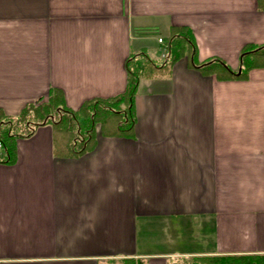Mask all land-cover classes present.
I'll list each match as a JSON object with an SVG mask.
<instances>
[{
	"label": "crops",
	"instance_id": "1",
	"mask_svg": "<svg viewBox=\"0 0 264 264\" xmlns=\"http://www.w3.org/2000/svg\"><path fill=\"white\" fill-rule=\"evenodd\" d=\"M175 25L198 61L237 70L264 44L258 0H0V108L17 115L61 88L78 109L121 93L126 58L162 61ZM153 27L160 35L137 34ZM157 38V39H156ZM134 136L55 154L51 124L0 160V264H186L187 256L264 253V68L218 80L177 61L142 78Z\"/></svg>",
	"mask_w": 264,
	"mask_h": 264
},
{
	"label": "trees",
	"instance_id": "2",
	"mask_svg": "<svg viewBox=\"0 0 264 264\" xmlns=\"http://www.w3.org/2000/svg\"><path fill=\"white\" fill-rule=\"evenodd\" d=\"M264 8V0H258ZM137 34L160 35L153 27L137 28ZM161 62L150 56L146 49L130 54L125 60L127 83L125 89L114 96L85 100L78 109L71 108L61 88L51 87L45 100L30 102L17 115H8L0 108V140L6 162L17 157L16 141L29 137L41 125L51 124L55 154L78 157L92 150L97 142L99 125L104 136H134L137 113L135 97L142 78L168 76L174 64L188 56L189 66L218 80L246 79L251 70L264 68V44H246L240 53L241 71L232 69L221 57L198 61L194 31L187 25H175L167 37ZM186 264H264V253L206 254L187 256Z\"/></svg>",
	"mask_w": 264,
	"mask_h": 264
},
{
	"label": "built area",
	"instance_id": "3",
	"mask_svg": "<svg viewBox=\"0 0 264 264\" xmlns=\"http://www.w3.org/2000/svg\"><path fill=\"white\" fill-rule=\"evenodd\" d=\"M159 40L162 41L161 38ZM3 155H4V148H3V144H2V142L0 140V159L3 158Z\"/></svg>",
	"mask_w": 264,
	"mask_h": 264
},
{
	"label": "rangeland",
	"instance_id": "4",
	"mask_svg": "<svg viewBox=\"0 0 264 264\" xmlns=\"http://www.w3.org/2000/svg\"><path fill=\"white\" fill-rule=\"evenodd\" d=\"M151 35H153V34H151ZM156 39H157V38H156ZM152 55L154 56V59H155L156 61L161 62V60H159V58H157V56H155V53H153Z\"/></svg>",
	"mask_w": 264,
	"mask_h": 264
},
{
	"label": "water",
	"instance_id": "5",
	"mask_svg": "<svg viewBox=\"0 0 264 264\" xmlns=\"http://www.w3.org/2000/svg\"><path fill=\"white\" fill-rule=\"evenodd\" d=\"M240 71H241V68H239V70H238L237 74H239V73H240Z\"/></svg>",
	"mask_w": 264,
	"mask_h": 264
}]
</instances>
